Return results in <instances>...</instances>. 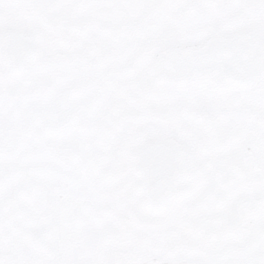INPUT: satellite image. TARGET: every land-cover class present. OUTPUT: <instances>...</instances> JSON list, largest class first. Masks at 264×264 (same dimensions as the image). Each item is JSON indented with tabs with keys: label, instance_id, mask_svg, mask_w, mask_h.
Wrapping results in <instances>:
<instances>
[{
	"label": "snow or ice",
	"instance_id": "6c2138e0",
	"mask_svg": "<svg viewBox=\"0 0 264 264\" xmlns=\"http://www.w3.org/2000/svg\"><path fill=\"white\" fill-rule=\"evenodd\" d=\"M0 264H264V0H0Z\"/></svg>",
	"mask_w": 264,
	"mask_h": 264
}]
</instances>
